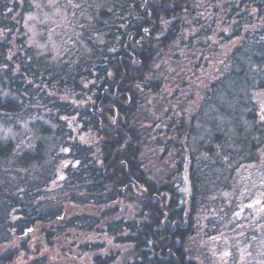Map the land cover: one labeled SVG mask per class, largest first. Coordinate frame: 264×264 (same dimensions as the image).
I'll return each mask as SVG.
<instances>
[{"label": "trees", "instance_id": "1", "mask_svg": "<svg viewBox=\"0 0 264 264\" xmlns=\"http://www.w3.org/2000/svg\"><path fill=\"white\" fill-rule=\"evenodd\" d=\"M79 2L54 54L0 0V115L30 141L0 139V264H189L203 193L264 144V0Z\"/></svg>", "mask_w": 264, "mask_h": 264}, {"label": "flooded vegetation", "instance_id": "2", "mask_svg": "<svg viewBox=\"0 0 264 264\" xmlns=\"http://www.w3.org/2000/svg\"><path fill=\"white\" fill-rule=\"evenodd\" d=\"M250 115L264 118V110ZM261 150L264 144L223 168L229 186L203 193L207 200L200 210V232L191 236L186 250L189 264H264V161L257 159Z\"/></svg>", "mask_w": 264, "mask_h": 264}, {"label": "rangeland", "instance_id": "3", "mask_svg": "<svg viewBox=\"0 0 264 264\" xmlns=\"http://www.w3.org/2000/svg\"><path fill=\"white\" fill-rule=\"evenodd\" d=\"M31 5H33V10L30 13H27L24 18V30L26 37L29 39V44L34 46L37 50L39 49L42 53L51 52L54 54H58L62 49L68 47V39H78L82 36V31L76 28L74 21L70 18V13L76 7H80L79 0H30ZM79 5V6H76ZM85 5V4H84ZM86 6V5H85ZM85 8V7H84ZM27 40V39H26ZM28 42V40H27ZM9 92L5 91L0 86V96L5 97L8 96ZM251 97L253 100V104L256 106L257 111L261 112L264 110V89L259 90L255 88L251 92ZM259 118V122L264 124V118L262 115H257ZM14 119L15 123L19 125L21 131L27 128L26 124L22 122L21 118L18 117H10L8 115H0V139H15L17 141L16 145L19 150H23L27 148L29 145V137H22L21 134H17L13 132L10 128L4 124V120ZM28 124V123H27ZM20 130L18 132H21ZM200 133L199 131L197 134ZM225 158V157H224ZM257 159L259 161H264V150H261L257 154ZM226 161V160H225ZM230 163V162H227ZM230 177V176H229ZM229 177L226 176V179L211 182V187L215 186H229L231 184ZM224 188V187H223ZM226 190V188L224 189ZM209 191V190H208ZM78 208H70V211L75 212ZM85 211H92L91 208L83 209ZM40 232L37 231L27 239L28 250H24L23 243H18L15 246V254L17 256L15 263L23 262L30 258V254L28 251L32 248V245L35 244L36 251L38 250V246H41V240H39ZM48 247V246H47ZM8 248H13L12 244H7ZM5 248V249H6ZM23 249L24 251H22ZM2 251H4L2 249ZM1 252V251H0ZM58 253V252H57ZM18 254L20 256H18ZM15 256V257H16ZM60 261V260H57Z\"/></svg>", "mask_w": 264, "mask_h": 264}, {"label": "snow or ice", "instance_id": "4", "mask_svg": "<svg viewBox=\"0 0 264 264\" xmlns=\"http://www.w3.org/2000/svg\"><path fill=\"white\" fill-rule=\"evenodd\" d=\"M76 6H79V5H76Z\"/></svg>", "mask_w": 264, "mask_h": 264}, {"label": "water", "instance_id": "5", "mask_svg": "<svg viewBox=\"0 0 264 264\" xmlns=\"http://www.w3.org/2000/svg\"><path fill=\"white\" fill-rule=\"evenodd\" d=\"M264 116V115H263Z\"/></svg>", "mask_w": 264, "mask_h": 264}]
</instances>
